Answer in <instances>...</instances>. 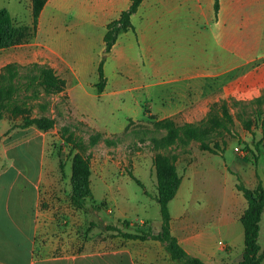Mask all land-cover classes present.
<instances>
[{"label": "rangeland", "instance_id": "obj_1", "mask_svg": "<svg viewBox=\"0 0 264 264\" xmlns=\"http://www.w3.org/2000/svg\"><path fill=\"white\" fill-rule=\"evenodd\" d=\"M3 8L9 12L14 25L31 27L29 0H0V9ZM54 45L46 32L36 29L34 37L27 43L0 51V70L6 65L14 64L18 67L19 76H23L29 65L49 66L43 62H32L35 59H29L28 56L32 52H45L47 48L55 49ZM105 54L103 51L99 56V61L104 59L106 78L101 94H97L95 88L98 82L96 56L92 53L83 54L82 62L86 67L83 82L87 84V96L83 99L76 96L75 105L69 101L66 85L57 95H45L40 88L27 93L20 91L16 105L23 114L14 117L11 113H5L4 120L9 130L0 133H3V137H10L9 142L6 141L10 148L3 159L14 161L15 169L32 179L37 175L39 162L43 161L50 175L59 181L63 203L69 206L71 201L67 174L71 168L72 156L79 149L74 144H67L65 139L73 134L82 141L83 147H87L84 154L89 159L91 172L92 196L85 202L88 211H83L84 218L88 215L91 241L119 238L115 237L116 233L113 231L101 230L100 227L104 224L134 234L159 230L161 223L152 165L154 152L147 139L140 141L139 137L132 134L134 131L154 130L151 117L156 115L158 120L162 119L160 114L154 112L158 103L150 104L143 97L141 102L134 103L131 107L126 104L129 103L128 100L117 97L116 92L122 89L114 86L116 76L112 50L108 55ZM63 56L68 58L66 54ZM61 72L65 78L68 77L69 71L62 69ZM176 88L181 89L178 86L173 89ZM122 96L124 99L129 97L127 94ZM222 102L226 104L232 124L228 131L220 129L211 134L208 145L215 151L214 154L203 151L193 141L187 144L179 141L165 152L166 155L176 157L175 166L181 178L176 196L168 205L172 216V234L189 254L206 264H218L220 261L235 264L242 255L243 229L239 218L246 208V202L236 191L235 184L238 177L249 189H254L258 181L264 186V96L250 102L227 100L202 104L201 110H195L194 113L183 109L184 114L166 118L179 126L197 124L206 119L213 104H218L219 108ZM183 105L188 106L189 102ZM23 120H46L52 123V127L46 131L39 130L34 125L21 129ZM96 134H100V140L96 145L88 146L90 136ZM148 137L150 135L146 136ZM107 138H120L122 141L106 145L103 140ZM10 174L15 175V172L9 173L3 183L10 182ZM130 176L138 180L140 185ZM19 185L18 180L14 182L10 199L13 211L7 217L0 212V225L4 226L3 259L12 264L19 262L17 259L13 260L14 255L10 254L13 248L18 246L19 252H23L25 248L16 234L15 225H25L23 220L27 222L31 215L29 208L25 215L16 211ZM0 192L2 193L1 185ZM86 222L85 220L84 223ZM119 240L123 249L138 255V264H146L143 260L149 254L154 253L158 257L159 252H162L156 249L158 242ZM257 243L264 249V223L260 225ZM97 262L98 260L93 259L91 264H98Z\"/></svg>", "mask_w": 264, "mask_h": 264}, {"label": "crops", "instance_id": "obj_2", "mask_svg": "<svg viewBox=\"0 0 264 264\" xmlns=\"http://www.w3.org/2000/svg\"><path fill=\"white\" fill-rule=\"evenodd\" d=\"M129 5L130 0H48L43 7L37 30L46 32L55 49L32 52L28 57L35 59L32 62L48 64L57 75H61L62 69L69 71L68 77H60L66 83L71 103L76 105V96H87L82 55H95L97 69L104 51L105 26ZM213 6L214 0H143L131 17L134 33L120 35L112 48L114 86L122 89L116 96L128 100L125 103L130 106L143 97L150 104L157 102L154 112L162 119L184 114L183 109L194 113L201 110L202 104L250 102L264 96V0H219L216 17ZM174 86L181 89H173ZM126 94L129 97L124 99L122 95ZM185 102L189 105L182 106ZM0 125V133L9 130L4 119ZM0 136V212L7 217L13 211L10 199L17 180L20 185L16 211L25 215L29 208L31 212L28 221L23 220L25 225H15L16 234L25 245L23 252H19L18 246L10 252L13 260H19L16 264H91L93 259L98 264H138V255L123 249L121 238L91 241L88 215L84 218L83 214L88 211L87 206L79 212L72 204L63 203L59 181L50 175L43 161L33 179L16 170L14 161L3 159L10 148L6 144L10 137H3V133ZM11 172H15L10 174L12 181L3 183ZM70 176L71 168L67 174L69 191ZM263 223L264 214L259 231ZM105 227L106 224L100 229L105 231ZM3 235L4 226L0 225V263L12 264L3 259ZM157 245L156 249L163 254L159 252L156 257L151 253L143 261L174 263Z\"/></svg>", "mask_w": 264, "mask_h": 264}, {"label": "trees", "instance_id": "obj_3", "mask_svg": "<svg viewBox=\"0 0 264 264\" xmlns=\"http://www.w3.org/2000/svg\"><path fill=\"white\" fill-rule=\"evenodd\" d=\"M48 0H30L31 27L16 26L6 9H0V51L10 49L14 46L30 41L37 29L38 18ZM143 0H130L127 10L119 17L105 26L103 37L104 52L110 53L120 35L129 31L134 33L131 17L134 15ZM219 9V0H214L213 11L216 17ZM98 82L95 85L97 94L104 91L106 78L104 75V59L97 65ZM24 82H23V81ZM40 88L45 95H57L65 88V81L47 65L32 64L25 68V74L19 76L18 67L14 64L4 66L0 70V121L4 119L5 113H11L14 117L22 115V110L16 105V98L20 91L24 93ZM153 131H134L132 134L139 137L140 141L147 139L154 152L152 165L156 179V202L159 206L160 228L158 231H139L134 234L126 233L115 226L105 227V231H115L116 236L126 241H154L162 245L172 262L178 264H205L199 258L189 255L171 234V216L169 203L175 198L181 184V178L176 170L174 155H166L165 152L177 142L189 143L191 141L200 145L205 152L214 154L208 141L211 134L216 130L228 131L232 119L228 114L226 104L218 108L213 104L206 119L197 123L176 125L171 119L158 120L151 117ZM46 131L52 127V123L46 120H23L21 129L31 127ZM264 126V122H263ZM147 135L150 137L146 138ZM141 136V137H140ZM100 134L90 136L89 145L93 146L100 140ZM104 144L114 145L121 142L120 138L115 140L104 139ZM65 142L74 144L79 150L72 156L70 176V201L77 210H85V202L91 198L90 188V166L89 159L84 152L82 141L70 134ZM138 185L140 182L130 176ZM235 189L246 202V208L239 218L243 229V253L238 264H260L264 262V249L257 243L259 234V222L264 214V186L258 181L254 189L247 188L238 177H236ZM120 222V221H119ZM128 225L127 222H123ZM1 264V263H0Z\"/></svg>", "mask_w": 264, "mask_h": 264}, {"label": "water", "instance_id": "obj_4", "mask_svg": "<svg viewBox=\"0 0 264 264\" xmlns=\"http://www.w3.org/2000/svg\"><path fill=\"white\" fill-rule=\"evenodd\" d=\"M105 55H108L107 53Z\"/></svg>", "mask_w": 264, "mask_h": 264}]
</instances>
